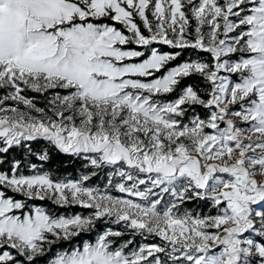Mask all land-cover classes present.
Wrapping results in <instances>:
<instances>
[{
	"label": "snow or ice",
	"instance_id": "snow-or-ice-1",
	"mask_svg": "<svg viewBox=\"0 0 264 264\" xmlns=\"http://www.w3.org/2000/svg\"><path fill=\"white\" fill-rule=\"evenodd\" d=\"M0 264H264V0H0Z\"/></svg>",
	"mask_w": 264,
	"mask_h": 264
}]
</instances>
